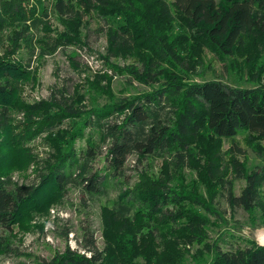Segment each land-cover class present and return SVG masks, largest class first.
<instances>
[{
  "label": "rangeland",
  "instance_id": "rangeland-1",
  "mask_svg": "<svg viewBox=\"0 0 264 264\" xmlns=\"http://www.w3.org/2000/svg\"><path fill=\"white\" fill-rule=\"evenodd\" d=\"M8 2L12 9L0 14V57L30 62L35 71L33 81L22 86L21 107L5 119L0 111V177L11 176L18 183L36 184L40 173H48L61 158L78 159L89 144L102 143L93 116L167 82L221 79L231 86L264 85V35L245 39L232 54L220 58L187 29L173 8V17L165 18L158 0H146L136 20L115 9L107 18L116 28L134 24L139 34L144 33L142 26L150 24L148 28L164 36V45L174 48L176 56L160 52L145 38L133 50L112 47L105 18L96 13L81 21L67 20L55 12V0ZM33 8L37 15L49 12L48 21L32 26L27 13ZM151 62L157 65L152 78L145 75ZM132 67L142 78L129 71ZM62 90L74 104L75 114L52 102L53 92L60 98ZM201 122L202 131L190 148V166L170 172L160 159L138 160L132 155L122 176L105 179L103 195L70 187L66 194L55 191L37 198L11 232L0 231L16 250L7 254L1 246L0 264H39L67 246L76 248L83 241L85 225L92 228L101 249H118L120 264H216L220 250H235L252 241L264 245L257 237L264 230V185L262 205L250 209L230 206L226 189L231 184L240 194L247 185L246 175L264 165V136L244 130L229 140ZM92 170L103 176L109 173L105 151ZM239 172L243 177H238ZM160 180L189 196L159 205L153 225L161 235L150 237L152 225L143 224L138 215L125 222L112 219L113 205L124 192ZM117 236L126 238L121 246ZM190 237L194 240L187 241Z\"/></svg>",
  "mask_w": 264,
  "mask_h": 264
},
{
  "label": "trees",
  "instance_id": "trees-1",
  "mask_svg": "<svg viewBox=\"0 0 264 264\" xmlns=\"http://www.w3.org/2000/svg\"><path fill=\"white\" fill-rule=\"evenodd\" d=\"M145 2L146 0H55L54 10L67 20L81 21L92 13L104 17L105 32L114 48L133 50L145 38L158 46L160 52L176 56L174 48L164 45V36L148 28L150 24L144 28L142 26L145 34L137 33L132 26L134 24L119 28L110 25L107 13L112 9L122 10L136 20L137 10ZM158 3L165 18L173 17V8L185 21L187 29L220 58L232 54L239 44L245 43V39L264 35V0H158ZM9 9H12L11 3L0 0V14ZM37 12L33 8L27 13L32 26L48 21L49 12L41 11L40 15ZM156 66L155 62H151L145 68V75L152 78L151 70ZM129 71L142 78L141 72L135 68L132 67ZM34 75L30 62L22 64L0 57L2 119L21 107L22 86L31 83ZM54 93L51 95L54 104L66 112L76 113L74 104L70 103L63 90L60 98ZM93 117L101 131L102 143L89 144L78 159L76 156H72L71 160L61 158L50 166L48 173H40V181L36 184L18 183L11 176L0 177V231L11 232L29 210L28 207L40 196L49 197L55 191L66 194L70 187H81L91 195H103L105 179L109 176H122L128 158L132 155L138 160L149 157L160 159L170 172L190 166V148L202 131L201 120L208 130L225 139H233L244 130L264 136V85L231 86L221 79L191 84L167 82L161 88L130 101L125 100ZM104 151L109 168L106 176L92 170L93 162ZM259 168V171L246 175L247 185L240 194L233 192L231 184L226 187L230 206L250 209L262 205L264 165ZM238 177H243L242 172L238 173ZM151 184V187L140 184L131 192H124L113 205L111 216L114 221L125 222L132 215H138L143 219V224L152 225L149 236L156 238L161 235L158 226L153 225L159 205L183 201L189 199V196L172 190L168 181H152ZM126 187L131 186L127 184ZM195 201L203 204L198 198ZM3 237L0 233V247H3V251L7 254L15 252ZM116 239L121 246L126 238L117 236ZM193 240L190 237L187 241ZM120 261L118 249H101L97 245L94 231L89 225H85L83 241L78 247L67 246L53 257L41 259L39 264H120ZM216 264H264V245L252 241L235 250H220Z\"/></svg>",
  "mask_w": 264,
  "mask_h": 264
},
{
  "label": "bare ground",
  "instance_id": "bare-ground-1",
  "mask_svg": "<svg viewBox=\"0 0 264 264\" xmlns=\"http://www.w3.org/2000/svg\"><path fill=\"white\" fill-rule=\"evenodd\" d=\"M257 237H258L259 241L264 244V230H259L257 232Z\"/></svg>",
  "mask_w": 264,
  "mask_h": 264
}]
</instances>
